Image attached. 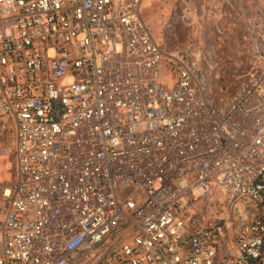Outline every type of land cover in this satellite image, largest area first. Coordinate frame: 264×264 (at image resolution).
<instances>
[{"label":"built area","instance_id":"obj_1","mask_svg":"<svg viewBox=\"0 0 264 264\" xmlns=\"http://www.w3.org/2000/svg\"><path fill=\"white\" fill-rule=\"evenodd\" d=\"M143 1L0 0V264H264V16L215 103Z\"/></svg>","mask_w":264,"mask_h":264},{"label":"rangeland","instance_id":"obj_2","mask_svg":"<svg viewBox=\"0 0 264 264\" xmlns=\"http://www.w3.org/2000/svg\"><path fill=\"white\" fill-rule=\"evenodd\" d=\"M264 16V0H144L141 16L156 43L169 47L192 41L214 56L213 70L204 69L207 87L215 103L233 93L249 69L245 60L243 27L249 18ZM169 65L161 61V78L169 83ZM221 87V88H222ZM224 91V92H225ZM4 166L0 160V180L14 179V161ZM10 173V174H9Z\"/></svg>","mask_w":264,"mask_h":264},{"label":"bare ground","instance_id":"obj_3","mask_svg":"<svg viewBox=\"0 0 264 264\" xmlns=\"http://www.w3.org/2000/svg\"><path fill=\"white\" fill-rule=\"evenodd\" d=\"M144 2V1H143Z\"/></svg>","mask_w":264,"mask_h":264}]
</instances>
